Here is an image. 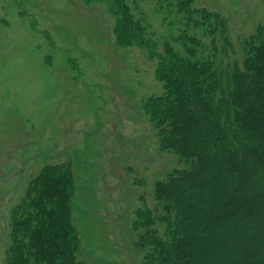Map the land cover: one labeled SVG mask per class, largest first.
<instances>
[{"label": "rangeland", "instance_id": "1", "mask_svg": "<svg viewBox=\"0 0 264 264\" xmlns=\"http://www.w3.org/2000/svg\"><path fill=\"white\" fill-rule=\"evenodd\" d=\"M179 1L136 0L158 52L178 35L179 26L170 27L175 5L166 7ZM192 8L226 19V48L217 41L224 64L240 63L245 41L264 25V0H193ZM155 69L145 50L115 46L104 5L0 0V264L11 211L42 168L59 164L73 178L77 261L143 263L135 212L152 209L154 184L185 167L159 151L143 110L164 94Z\"/></svg>", "mask_w": 264, "mask_h": 264}, {"label": "trees", "instance_id": "2", "mask_svg": "<svg viewBox=\"0 0 264 264\" xmlns=\"http://www.w3.org/2000/svg\"><path fill=\"white\" fill-rule=\"evenodd\" d=\"M82 1L106 7L117 48L156 61L164 94L143 110L159 151L185 166L154 184L152 209L135 212L142 264H264V25L245 41L240 63L224 64L217 41L226 48V19L193 0L166 7L175 5L170 27L179 30L162 52L136 0ZM74 193L68 165L30 180L11 211L4 264H81Z\"/></svg>", "mask_w": 264, "mask_h": 264}]
</instances>
